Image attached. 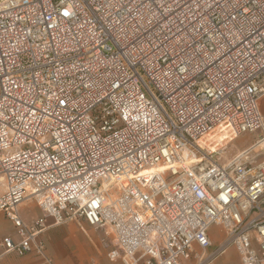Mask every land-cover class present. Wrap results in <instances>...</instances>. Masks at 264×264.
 I'll list each match as a JSON object with an SVG mask.
<instances>
[{"label":"built area","instance_id":"2783aa9c","mask_svg":"<svg viewBox=\"0 0 264 264\" xmlns=\"http://www.w3.org/2000/svg\"><path fill=\"white\" fill-rule=\"evenodd\" d=\"M263 94L264 0H0L4 252L85 222L109 262L264 264V164L224 158Z\"/></svg>","mask_w":264,"mask_h":264},{"label":"crops","instance_id":"0c3cea01","mask_svg":"<svg viewBox=\"0 0 264 264\" xmlns=\"http://www.w3.org/2000/svg\"><path fill=\"white\" fill-rule=\"evenodd\" d=\"M258 107H259L260 112L264 116V94L258 100ZM244 134H246V133H244ZM259 135H260L259 132H250L247 135H244L239 140H236L235 143L233 144V148L235 151H234V154H232V156L247 150L246 154H244V155L248 156L249 161H252L254 163H263L264 164V151H262V146H254L255 142L259 138ZM25 205L27 206V204H24V205L19 204V206H18V213L23 219H24L25 215H23L21 213V209ZM0 217H3L6 221H8L10 223V225H9L10 228L0 234V240L4 235H9L13 239H17L18 236L15 232V229H14L12 223L3 214H0ZM48 223L50 224L51 220H48ZM55 226L56 225H52V226L48 227L47 229H45L40 234L39 238L44 242L45 247H46V254H47V256L52 258V261H53L52 264H70L66 261L67 254H66V249H65V246H66L65 237H62L60 240H56L54 242V244L52 245L51 250H48L47 240L48 239L53 240L55 238V236L61 232V229L68 231L69 234L71 235V233L73 234V232L75 231V228H73L72 226H69V225L68 226H61V227H55ZM78 227L83 233H86L87 228H90L85 222H82L83 230L80 228L79 225H78ZM211 237L215 243H219L221 241V240L214 238L213 236H211ZM89 240L92 243V245L94 246L95 251L98 250V246L95 245V243H93L90 238H89ZM80 253H82V251H80ZM92 255L90 256V258L87 257L88 260L86 261L85 257H83L82 254L81 255L78 254V256H77L78 259H77L76 263H72V264H87L89 261L96 258L95 256L92 257ZM236 258H237V256H236ZM215 260L210 264H215V262H216ZM82 261H86V262L82 263ZM103 261L109 263V261L106 258L101 259V261H100L101 264H104ZM116 263L122 264L119 261H117ZM0 264H45V263H43L41 257L33 255V254H29V255H25V256H19L15 252H4V248L2 247V245L0 243ZM236 264H240L239 258H237Z\"/></svg>","mask_w":264,"mask_h":264},{"label":"rangeland","instance_id":"374dc122","mask_svg":"<svg viewBox=\"0 0 264 264\" xmlns=\"http://www.w3.org/2000/svg\"><path fill=\"white\" fill-rule=\"evenodd\" d=\"M247 134L248 133L242 134L239 137L233 139L232 141L226 144L225 149H224V152H225L224 158H230L232 154H234L235 150L233 148V144L235 143L236 140H239L240 138H242L244 135H247ZM21 204L22 205L27 204V206L25 205L21 209V213L25 215L24 221L29 222L31 219L39 215V210L37 209L35 200L33 198L26 199ZM9 225L10 223L8 221H6L3 217H0V234L8 230L10 228ZM68 225L75 228V231L73 232V234L71 233L70 235L68 231L61 229V232L58 233L53 240L52 239L47 240L48 250L52 249V245L54 244L56 240H60L62 237H65V244H66L65 249H66V254H67L66 261L68 263L70 264L76 263L78 259L77 258L78 254L80 255L82 254L83 257H85L86 261L88 260L87 257L90 258L92 254H93L92 257L94 256L98 257L100 261L101 259L105 258L104 248L101 244V238L103 237V233L101 231L87 228V232L83 233L75 222H67V223L56 225L55 227L68 226ZM209 232H210V235H212L214 238L218 240H221L223 237L220 228L216 225H212L209 228ZM89 238L92 240L93 243H95V245L98 246V250L95 251L94 246L90 242ZM80 251H82V253H80ZM236 256L238 258V255L235 249L233 247H228L226 251L215 260L216 261L215 264H236L237 263ZM86 261H82V263ZM104 261H103L104 264H118L116 262L107 263Z\"/></svg>","mask_w":264,"mask_h":264}]
</instances>
